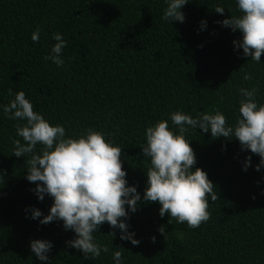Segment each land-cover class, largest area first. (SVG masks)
<instances>
[{
  "label": "trees",
  "instance_id": "obj_1",
  "mask_svg": "<svg viewBox=\"0 0 264 264\" xmlns=\"http://www.w3.org/2000/svg\"><path fill=\"white\" fill-rule=\"evenodd\" d=\"M167 7L168 0H0V264H115L118 250L121 264H264V167L256 171L260 157L242 151L238 140L191 127L185 134L197 158L193 171L203 169L218 196L215 202L209 196L211 216L199 228L172 218L169 223L159 214L161 205L143 201L150 158L141 147L148 127L166 120L178 132L172 113L196 118L217 110L234 127L242 88H256L255 100L264 105V56L259 63L245 57L233 43L242 33L218 23L241 15L238 0H189L181 9L183 23L164 20ZM55 33L67 41L63 67L44 59L52 54ZM19 91L51 125L64 126L66 138L91 128L122 149L128 186L142 197L124 220L138 246L105 222L94 237L109 252L85 259L68 246L76 234L62 221L31 219L33 208L50 214L54 200L45 195L40 201L37 184L27 180L31 154L13 156V140L24 143L16 125L26 121L8 119L3 106ZM33 240L53 244L48 261L31 251Z\"/></svg>",
  "mask_w": 264,
  "mask_h": 264
},
{
  "label": "clouds",
  "instance_id": "obj_2",
  "mask_svg": "<svg viewBox=\"0 0 264 264\" xmlns=\"http://www.w3.org/2000/svg\"><path fill=\"white\" fill-rule=\"evenodd\" d=\"M187 3L189 0H168L162 18L183 23L185 15L181 9ZM238 8L240 16H231L218 23L242 33V40L233 43L237 49H243L245 57L259 63L264 56V0H238ZM214 11L223 15L225 9L217 6ZM204 25L206 21L202 22ZM39 38L38 28L32 34V40L35 43ZM53 39L56 43L51 49L52 54L44 59L63 67L61 53L67 41L60 33L53 34ZM244 79L251 80V74L245 75ZM239 91L243 98L234 127L227 126L225 115L217 110L215 114L200 112L196 118L180 111L172 113L170 119L178 126V132L171 130L166 120L157 121L146 129V145L141 149L142 154L150 158V167L146 173L143 201L161 205L159 214L162 218L167 214L169 223L172 218L178 223H187L190 228H199L211 216L209 196L212 202L218 199L208 174L199 167L193 171L197 158L185 137L189 127L204 133L210 131L213 138L238 140L242 151L250 150L260 157L256 171L264 167V105H258L255 100L256 88ZM9 94H12L11 89ZM3 112L10 120L26 121L24 125H16L17 134L24 143L13 140V156L31 154L27 160L26 178L37 184L33 191L40 201L45 195L54 200L50 214L44 216L39 209L33 208L31 219L39 220L43 225L62 221L65 230L76 234V238L67 242L68 246L82 252L85 259H96L101 252H109V247L96 243L94 237L105 222L113 229L121 230L120 239L139 245L140 241L134 238L135 233L128 231L129 225L124 220L129 217V209L132 213L138 210L142 197L136 187L128 186L119 146H114L102 132L91 128L79 138H66L64 126H53L35 112L23 91L15 93L10 104L3 106ZM38 144L42 145L40 153L35 152ZM251 159V156L247 157L245 171L251 166ZM164 230L163 226L159 229L161 234ZM109 234L115 236L114 232ZM52 247L47 240L30 243L31 251L40 261H48ZM121 258L122 251H115V264H121Z\"/></svg>",
  "mask_w": 264,
  "mask_h": 264
}]
</instances>
